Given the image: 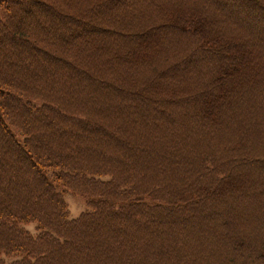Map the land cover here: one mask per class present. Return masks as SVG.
I'll use <instances>...</instances> for the list:
<instances>
[{
  "label": "trees",
  "instance_id": "16d2710c",
  "mask_svg": "<svg viewBox=\"0 0 264 264\" xmlns=\"http://www.w3.org/2000/svg\"><path fill=\"white\" fill-rule=\"evenodd\" d=\"M0 264H264V0H0Z\"/></svg>",
  "mask_w": 264,
  "mask_h": 264
},
{
  "label": "rangeland",
  "instance_id": "374dc122",
  "mask_svg": "<svg viewBox=\"0 0 264 264\" xmlns=\"http://www.w3.org/2000/svg\"><path fill=\"white\" fill-rule=\"evenodd\" d=\"M133 4H137V3L135 2ZM124 9L127 10L126 7ZM64 198L68 204L70 218L77 217L80 213H82L84 210L87 209V203L85 197L81 196L78 193H75L70 190L66 191L64 193ZM214 222L217 223V219L214 218ZM207 223H210V221H207ZM27 229L33 232L34 224L27 225Z\"/></svg>",
  "mask_w": 264,
  "mask_h": 264
}]
</instances>
